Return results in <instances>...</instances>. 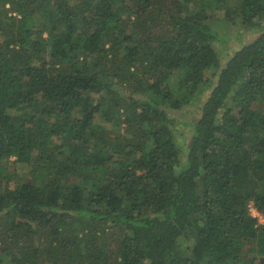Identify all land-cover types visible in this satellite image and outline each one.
Instances as JSON below:
<instances>
[{
	"label": "trees",
	"instance_id": "16d2710c",
	"mask_svg": "<svg viewBox=\"0 0 264 264\" xmlns=\"http://www.w3.org/2000/svg\"><path fill=\"white\" fill-rule=\"evenodd\" d=\"M0 264H264V0H0Z\"/></svg>",
	"mask_w": 264,
	"mask_h": 264
},
{
	"label": "rangeland",
	"instance_id": "374dc122",
	"mask_svg": "<svg viewBox=\"0 0 264 264\" xmlns=\"http://www.w3.org/2000/svg\"><path fill=\"white\" fill-rule=\"evenodd\" d=\"M219 31L220 33H224V35L226 36V40L220 42V45H218V52L221 53L222 55L232 51L233 48L241 45L242 42L252 39L254 37V34L249 32V30H246L240 23H235V24L227 23L225 26L222 25L221 27L219 25ZM189 107L191 106L188 105V108ZM96 121L99 124L101 123L105 124V121L102 118H97ZM189 130H190V125H185V126L182 125L180 129L176 131L175 134L177 136L178 142H180L181 144L183 142L186 143ZM8 166H9L7 167L8 172L6 176L3 177L4 178V180L2 181L3 184L6 179H10L12 182L28 180V177H26L27 169L24 164H19V165L10 164ZM259 221L262 222L263 218H260Z\"/></svg>",
	"mask_w": 264,
	"mask_h": 264
},
{
	"label": "built area",
	"instance_id": "2783aa9c",
	"mask_svg": "<svg viewBox=\"0 0 264 264\" xmlns=\"http://www.w3.org/2000/svg\"><path fill=\"white\" fill-rule=\"evenodd\" d=\"M249 210L252 215H256L259 219L262 218V216L250 205Z\"/></svg>",
	"mask_w": 264,
	"mask_h": 264
}]
</instances>
